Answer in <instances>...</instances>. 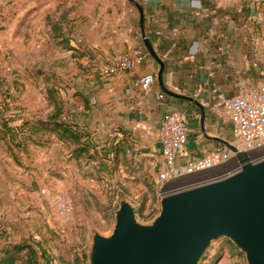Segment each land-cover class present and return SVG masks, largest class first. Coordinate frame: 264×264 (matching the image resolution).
Returning a JSON list of instances; mask_svg holds the SVG:
<instances>
[{
	"label": "crops",
	"instance_id": "1",
	"mask_svg": "<svg viewBox=\"0 0 264 264\" xmlns=\"http://www.w3.org/2000/svg\"><path fill=\"white\" fill-rule=\"evenodd\" d=\"M29 8H40L48 30L47 16H65L76 77L62 95L97 147L125 139L128 152L158 171L162 117L182 111L189 139L179 164L232 156L224 103L264 81V0H30ZM125 55L131 68L103 74ZM150 73L156 80L145 89L140 79Z\"/></svg>",
	"mask_w": 264,
	"mask_h": 264
},
{
	"label": "rangeland",
	"instance_id": "2",
	"mask_svg": "<svg viewBox=\"0 0 264 264\" xmlns=\"http://www.w3.org/2000/svg\"><path fill=\"white\" fill-rule=\"evenodd\" d=\"M29 2L0 0V256L6 248L32 243L46 251L45 258L39 254L44 264H90L93 234L113 233L121 200L135 205L137 220L150 222L160 213L164 194L222 177L239 162L228 149L232 156L221 164L159 184L157 167L142 163L132 152L116 159L113 149L97 147V155L77 159V145L36 127L27 130L29 138L21 144L24 122L32 125L52 113L49 89L58 92L68 110L62 91L71 89L76 77L70 50L60 44L50 23V30L43 24L40 8L31 11ZM4 123L13 129L15 140L8 134L4 138ZM231 144L245 150L236 137ZM248 153L256 161L264 157V148ZM60 192L74 200L69 217L60 216L53 206L52 196ZM15 264H26L25 252ZM199 264H247V258L222 236L212 241Z\"/></svg>",
	"mask_w": 264,
	"mask_h": 264
},
{
	"label": "water",
	"instance_id": "3",
	"mask_svg": "<svg viewBox=\"0 0 264 264\" xmlns=\"http://www.w3.org/2000/svg\"><path fill=\"white\" fill-rule=\"evenodd\" d=\"M223 142L239 162L236 170L164 194L150 222L137 220L135 205L121 200L113 233L93 234L90 264H199L222 236L246 253L247 264H264V157L252 161L248 151Z\"/></svg>",
	"mask_w": 264,
	"mask_h": 264
},
{
	"label": "built area",
	"instance_id": "4",
	"mask_svg": "<svg viewBox=\"0 0 264 264\" xmlns=\"http://www.w3.org/2000/svg\"><path fill=\"white\" fill-rule=\"evenodd\" d=\"M134 60L125 55L114 64L103 70L105 76L114 75L119 70L133 66ZM156 80L152 73L140 79L143 88L147 89ZM160 99L164 97L161 93ZM224 107L230 116L233 132L243 148L247 151L264 148V81L255 87L242 88L240 93L227 99ZM189 126L182 111H167L164 113L158 133L162 167L157 171V183L163 184L172 179L215 167L225 161L219 153H211L201 158L190 160L183 164L177 162L188 142ZM55 210L60 216L69 217L74 210V200L64 192L52 196Z\"/></svg>",
	"mask_w": 264,
	"mask_h": 264
},
{
	"label": "trees",
	"instance_id": "5",
	"mask_svg": "<svg viewBox=\"0 0 264 264\" xmlns=\"http://www.w3.org/2000/svg\"><path fill=\"white\" fill-rule=\"evenodd\" d=\"M51 16H47V22L51 24L52 30L59 37V42L61 45L66 46L69 50H73L74 46L71 45L70 39L68 36H65L64 23L65 16L61 14L59 18L53 20ZM48 96L50 99V104L53 105V111L48 115L45 120H38L31 125L30 122L26 121L23 124L22 136L20 137L21 144L25 145V140L28 137V134H25L27 130L31 127H36V129H49L52 130L56 136L61 140L69 141L71 144L77 145L74 153L76 158L79 159L83 154H89L91 157L94 154H98L97 146L91 144L90 133L80 128L76 122L70 117V110H67L64 106L63 100L58 97V92L55 90H48ZM5 130V136L10 135V140H15V133L7 123L3 125ZM40 127V128H39ZM117 138V137H116ZM125 139H119L118 141H113V151H115L116 159L119 155H123L127 158V142H124ZM10 149V148H9ZM12 153V152H11ZM16 157V154H13ZM189 175V174H188ZM139 213H143V207H140L138 210ZM40 243H38L39 245ZM22 252L26 254V264H38V256L46 257V251L42 248L40 251L35 244L32 243H21L12 246L11 248H6L0 256V263L2 264H15L18 255Z\"/></svg>",
	"mask_w": 264,
	"mask_h": 264
}]
</instances>
